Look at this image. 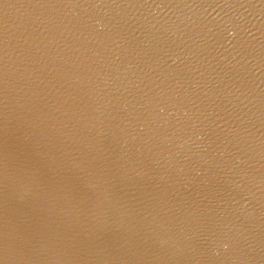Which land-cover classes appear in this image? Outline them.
<instances>
[{"label":"water","instance_id":"water-1","mask_svg":"<svg viewBox=\"0 0 264 264\" xmlns=\"http://www.w3.org/2000/svg\"><path fill=\"white\" fill-rule=\"evenodd\" d=\"M0 264H264V0H0Z\"/></svg>","mask_w":264,"mask_h":264}]
</instances>
